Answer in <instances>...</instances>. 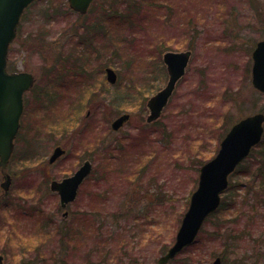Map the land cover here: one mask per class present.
Wrapping results in <instances>:
<instances>
[{
    "label": "rangeland",
    "instance_id": "1",
    "mask_svg": "<svg viewBox=\"0 0 264 264\" xmlns=\"http://www.w3.org/2000/svg\"><path fill=\"white\" fill-rule=\"evenodd\" d=\"M117 1L96 0L82 17L66 0H37L23 15L8 64L36 80L24 94L4 199L0 187L3 264H157L175 240L200 165L216 155L233 123L264 112V94L250 82L251 53L264 38V0H130L118 11ZM187 49L186 74L160 118L146 124V102L168 78L163 52ZM106 66L117 71L115 85L105 80ZM123 113L129 121L113 132L110 123ZM57 145L66 154L49 165ZM250 158L242 168L252 171ZM85 160L92 170L63 217L49 184ZM245 180L234 173L229 187ZM241 210L249 216L238 214L228 228L249 221L250 208ZM51 219L69 234L67 243ZM216 219L168 264H211L223 248L208 239ZM260 231L251 232L257 243ZM246 233L232 256L257 264L252 257L262 255L264 264V246L250 248Z\"/></svg>",
    "mask_w": 264,
    "mask_h": 264
},
{
    "label": "water",
    "instance_id": "2",
    "mask_svg": "<svg viewBox=\"0 0 264 264\" xmlns=\"http://www.w3.org/2000/svg\"><path fill=\"white\" fill-rule=\"evenodd\" d=\"M34 1L0 0V173L3 178L0 187L3 192L8 190L11 183L6 167L19 129L23 109L22 94L30 89L34 82L32 75L27 72L9 74L5 67L6 54L9 43L15 37L23 10ZM92 1L67 0V3L73 11L85 14ZM189 58L190 51L163 54V62L169 78L165 87L147 102L148 122L155 120L161 114L176 83L184 75ZM252 60L251 83L255 89L264 93V39L256 44L252 52ZM105 73L109 83L114 84L117 81L116 73L112 69L106 68ZM128 119V114L119 116L112 122V129L118 130ZM263 133L264 113L262 112L249 115L230 128L221 141L216 156L200 168L197 188L190 196L189 206L182 218L175 242L158 259L157 264H166L182 248L194 241L206 217L219 206L220 196L227 188L229 175L261 141ZM63 154L64 150L56 147L49 158V163L52 164ZM90 170L91 164L86 161L71 177L51 183V190L59 194L61 206L75 199L78 186ZM0 264H2L1 257ZM212 264H220V259L216 258Z\"/></svg>",
    "mask_w": 264,
    "mask_h": 264
},
{
    "label": "trees",
    "instance_id": "3",
    "mask_svg": "<svg viewBox=\"0 0 264 264\" xmlns=\"http://www.w3.org/2000/svg\"><path fill=\"white\" fill-rule=\"evenodd\" d=\"M134 1V0H132ZM132 1L130 0H120L117 1V11L119 9L120 5H123L124 8L129 7V3ZM138 4H142V0H137ZM133 4V3H131ZM103 8L106 10V12H112L110 11V6H103ZM116 10L112 13H108V17L113 20L116 19ZM120 14L126 15L124 12H120ZM84 17V16H82ZM119 18L120 15H118ZM155 123V122H154ZM251 158L252 161V171L247 168H242V166L239 167V171L241 172V176L245 177L246 180L244 181L245 184H236L235 186H231L228 188L227 194L222 197L220 207L218 210L210 217L215 220V217H218L216 219V222H211V225L213 226V231L210 232L208 239L209 241H213V243H216L219 241L223 248L221 251L220 257L222 264H244V259L247 257L245 255H241L238 257H232L231 251H236L238 247V242H241V240H237L238 236L241 232H247L246 236L248 237V240L250 242V248H260L261 246H264V231H260V236L263 237L258 243L256 242L255 238L252 237V230L256 229H263L264 230V137L260 144L255 147L252 150ZM238 171V172H239ZM239 190H244L243 194H238ZM240 198V202H239ZM251 201H255V205H250ZM13 206H16L13 204ZM245 209L246 207L250 208V219L247 221L246 225L242 228L240 227H229V224L233 225V221L237 220V215L240 214L241 216L244 214L246 216H249L245 214L241 207ZM258 206L262 209H258ZM259 211V212H258ZM256 214H259L258 216ZM240 216V217H241ZM254 216L256 217V225H254ZM65 227V226H64ZM228 228V229H227ZM60 226H56L54 228V235L60 234V237L58 240H60L63 236L65 238L66 243L69 241V234L66 232H59ZM230 230L229 232H227ZM232 233V234H231ZM262 243L261 245H258ZM240 247V246H239ZM251 250V249H250ZM253 260V263H259L262 260V255H256ZM133 261V260H132ZM17 264H28L27 260L22 258L19 260Z\"/></svg>",
    "mask_w": 264,
    "mask_h": 264
},
{
    "label": "bare ground",
    "instance_id": "4",
    "mask_svg": "<svg viewBox=\"0 0 264 264\" xmlns=\"http://www.w3.org/2000/svg\"><path fill=\"white\" fill-rule=\"evenodd\" d=\"M80 28V27H79ZM115 35H116V31H115ZM233 256H231V258H232Z\"/></svg>",
    "mask_w": 264,
    "mask_h": 264
},
{
    "label": "flooded vegetation",
    "instance_id": "5",
    "mask_svg": "<svg viewBox=\"0 0 264 264\" xmlns=\"http://www.w3.org/2000/svg\"><path fill=\"white\" fill-rule=\"evenodd\" d=\"M67 216H68V214H67ZM67 216H66V217H67Z\"/></svg>",
    "mask_w": 264,
    "mask_h": 264
}]
</instances>
